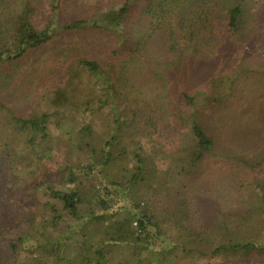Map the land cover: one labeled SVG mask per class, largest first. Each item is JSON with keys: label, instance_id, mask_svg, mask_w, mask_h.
Here are the masks:
<instances>
[{"label": "trees", "instance_id": "1", "mask_svg": "<svg viewBox=\"0 0 264 264\" xmlns=\"http://www.w3.org/2000/svg\"><path fill=\"white\" fill-rule=\"evenodd\" d=\"M67 1L52 0L47 6L38 3L47 11L48 18L44 23H36L29 16L28 10L34 6L32 0H18L7 15L2 11L5 16L4 22L0 19V27L7 41L0 44V87L4 78L12 76L10 74L20 63L62 33L98 31L110 38L113 48L108 60L76 55L71 57L72 62H64L62 76L57 79L61 88L57 100L64 107L47 110L38 103L24 115L0 97V165L6 164L9 159L5 158L15 153L12 146L17 138L29 144L36 155L54 150L57 131L68 138L73 152L83 154L89 164L74 167L66 163L70 173L67 180L74 189L47 186L49 196L60 206L46 202L50 214L43 220L38 218L33 207L22 204L12 205L17 211L13 214L10 206L1 204L0 197V264H43L44 258L51 257H56L60 264H264V241L240 236L244 228L256 222L255 213L264 211V173L258 171L261 165L264 166V159L251 163L240 155L220 151L218 139L206 130L205 113L200 108L201 104L210 108L220 100L214 94H218L219 80L216 77L210 79L206 88L194 93L182 90L176 103L168 107L167 120L147 114L144 126L138 129L135 127L136 114L127 113L132 109L128 110L129 104L118 82L119 63L135 56L144 43L131 37L132 24L126 21L129 14L140 9L153 18L165 17L175 4L196 0H158L156 4L153 0H125L118 6L108 5L99 16L91 15L92 19L73 18L63 23L64 20L58 18ZM244 1H223L226 25L220 28L208 24L209 14L201 7L197 17L206 22L190 26L189 35L203 34V38L210 40L217 31V35L226 33L235 39L243 49L249 48L248 43L240 41L247 37L246 23L241 20L248 15ZM254 1L255 9L263 2ZM158 28L152 23V31ZM193 38L196 37L181 46V51L192 52L200 42L208 43L202 37L198 41ZM218 57L219 54L216 59ZM82 69L90 72V82H82ZM42 87L40 84L36 96ZM105 108L113 117V126L110 138L102 146L95 136L93 119ZM144 135L149 148L141 142ZM184 138L191 140L195 153L189 155L188 150L186 153L188 143L178 142ZM56 155L59 156V151ZM211 156L234 159L239 168L253 173L247 184L258 191L259 197L249 215L242 219L221 218L211 228L195 231L185 226L171 209L161 207L157 212L155 204L147 203L143 207L137 202L133 191H138L144 179L160 202L165 198L179 205L185 190L196 177V169ZM119 161L122 166L118 165ZM78 169L86 171L80 174ZM81 175L96 178L101 189L87 197L85 187L79 181ZM175 176L183 181L169 191L166 184L179 181L171 180ZM82 203L91 205L83 215L80 214ZM64 211L76 220L65 227L62 223ZM104 229L108 230L107 235L101 233Z\"/></svg>", "mask_w": 264, "mask_h": 264}, {"label": "rangeland", "instance_id": "2", "mask_svg": "<svg viewBox=\"0 0 264 264\" xmlns=\"http://www.w3.org/2000/svg\"><path fill=\"white\" fill-rule=\"evenodd\" d=\"M17 1H0L1 21L4 22V16ZM123 1L125 0H68L58 19H63V23H66L73 18H91V15L97 17L108 5L118 6ZM157 1L153 0L155 4ZM223 1H183L175 4L172 14L168 12L165 17L153 18L140 9L132 11L126 20L132 24L131 37L144 43L135 56L124 58L119 63L118 82L129 104L128 110L132 109L127 113L136 114L135 127L138 129L144 126L147 114L162 121L167 120V109L176 103L182 90L194 93L206 88L210 79L216 77L222 95L219 91L214 94L220 100L211 104L210 108L203 104L200 107L205 113L206 130L218 139L220 151L240 155L255 163L264 159V0L258 9H255L254 0L244 1L248 15H244L241 20L246 23L247 37L240 41L249 44V48L244 49L243 45H239L226 33L217 35V31H214L215 37L211 36L210 40L203 38V34L189 35L190 26L206 22L197 17L201 7H205L209 14V25L219 28L226 25L227 12ZM32 2L34 6L31 5L28 10L29 16L36 23H44L48 18L47 11L40 8L38 3L47 6L52 0ZM152 23L159 27L155 32L152 31ZM192 37H196L193 38L195 41L202 37L208 43L200 42L192 52L188 49L181 51V46L190 42ZM6 41V35L0 27V44ZM112 48L110 38H105L98 31L62 33L48 45L36 50L27 61L20 63L15 72L10 74L12 76L4 78L0 97L16 112L24 115L35 109L38 103L47 110L55 106L64 107L57 100L61 89L57 79L62 76L64 62H72L71 57L76 55H86L100 61L108 60ZM218 54L220 58L216 59ZM81 79L82 82H90L91 74L87 69H82ZM40 84L43 87L36 96ZM70 109L71 107L67 111ZM112 121L113 117L107 108L93 119L95 136L100 139L102 146L110 138ZM184 141L188 143L186 153L187 150L189 155L195 153L190 139L184 138L182 142H178L183 144ZM141 142L145 143V148L150 147L145 135ZM12 148L15 153L5 158L9 159L6 164L0 165L1 204L10 206L13 214L17 213L12 207L16 203L27 208L33 207L41 220L50 214V208L45 207L46 202L60 206L49 196L48 185L54 189H74V185L67 180L70 173L66 163L74 167L77 164H89L83 154L73 152L71 142L59 131L55 133L54 150H47L43 155L34 154L35 150L19 138ZM58 151L59 156L56 155ZM118 165L122 166V162L119 161ZM248 170L239 168L234 159L211 156L196 169V177L185 190L183 202L180 201L179 205H174L175 202L172 204L165 198L160 202L158 195L148 188L149 184L144 179L139 184L138 191L133 193L141 206L153 203L157 212L161 207L171 209L185 226L195 231H205L216 225L221 218L242 219L241 217L249 215L250 208L258 202L259 194L247 184L253 175ZM76 171L82 174L86 170ZM258 171L264 173V166L261 165ZM171 180L179 181L168 182L166 188L169 191L183 181L176 176ZM79 181L83 183L87 197L101 189L99 181L94 177L81 175ZM108 201L114 205L113 201ZM90 207V204L82 203L80 214H86ZM5 214L8 217L9 214ZM75 221V218L65 213L62 223L65 227ZM255 221L253 225L244 228L240 236L264 241V211L255 213ZM107 231L104 229L101 233L107 235ZM43 264L60 262H57L56 257H51L44 258Z\"/></svg>", "mask_w": 264, "mask_h": 264}]
</instances>
